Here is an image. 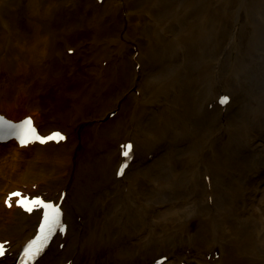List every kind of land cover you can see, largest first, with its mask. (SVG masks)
<instances>
[{
  "label": "bare ground",
  "instance_id": "bare-ground-1",
  "mask_svg": "<svg viewBox=\"0 0 264 264\" xmlns=\"http://www.w3.org/2000/svg\"><path fill=\"white\" fill-rule=\"evenodd\" d=\"M0 110L68 134L0 143L12 249L40 214L6 207L13 180L66 190L36 264H264V0H0Z\"/></svg>",
  "mask_w": 264,
  "mask_h": 264
},
{
  "label": "snow or ice",
  "instance_id": "snow-or-ice-1",
  "mask_svg": "<svg viewBox=\"0 0 264 264\" xmlns=\"http://www.w3.org/2000/svg\"><path fill=\"white\" fill-rule=\"evenodd\" d=\"M227 101V98H224L221 102H226ZM24 124L25 125H28L29 128H31V125H32V121L29 119V120H26L24 121ZM5 127L7 128H10V129H16L18 128L19 126L18 125H12L10 123H7L3 120V118H0V131H2ZM33 134H35V130L34 129H31ZM55 137H59L60 139H63V136L60 135V133H54L52 134L51 136H48V137H44V138H41L37 135V139L40 140L41 143L45 142L46 140H51V139H54ZM24 141L22 140V143ZM126 149L130 150L131 149V145H127L125 146ZM129 154V151H125L124 152V155L127 157ZM123 171V168H121V172ZM22 194L19 193V192H14V193H11L9 199H11L12 197H20ZM7 203V201H6ZM25 203H30V204H43L42 201H38V200H28L27 198L23 199V200H18L17 201V204L20 205V206H24ZM11 206V205H9ZM45 208H48V209H51L52 211L50 212H46L45 213V218H46V226L45 225H42L41 228L42 230H48V231H51L55 226H57L59 224V220H58V215H59V209L57 206H54V205H43ZM27 211H31L32 208H26ZM36 241H32L31 244H29V246L25 249V252L26 254H32V255H35L36 252H39V249H36L35 252L32 251L33 249V245H35ZM5 254V249H4V245L3 244H0V257H2L3 255Z\"/></svg>",
  "mask_w": 264,
  "mask_h": 264
},
{
  "label": "rangeland",
  "instance_id": "rangeland-1",
  "mask_svg": "<svg viewBox=\"0 0 264 264\" xmlns=\"http://www.w3.org/2000/svg\"><path fill=\"white\" fill-rule=\"evenodd\" d=\"M27 112H33L34 113V115H36V117H37V119H39L40 118V114L39 113H37V112H35L34 110H27ZM27 151H25V153H26ZM23 156V157H22ZM27 158L28 157V155H25V154H23L22 155V152H21V154H20V158ZM17 168V167H16ZM15 168V170L16 171H13L14 172V176H12L11 178H15L16 177V179H17V176H20V172H21V170H22V166L19 168V169H16ZM9 169L10 170H12V168L11 167H9ZM10 179V178H9ZM11 180V179H10ZM14 181V183L16 182L15 180H13ZM0 201H1V199H0Z\"/></svg>",
  "mask_w": 264,
  "mask_h": 264
}]
</instances>
